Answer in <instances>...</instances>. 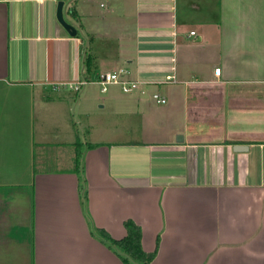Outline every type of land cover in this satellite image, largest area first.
I'll use <instances>...</instances> for the list:
<instances>
[{
    "label": "crops",
    "instance_id": "1",
    "mask_svg": "<svg viewBox=\"0 0 264 264\" xmlns=\"http://www.w3.org/2000/svg\"><path fill=\"white\" fill-rule=\"evenodd\" d=\"M58 1L0 0V264H123L127 218L152 264H264V0Z\"/></svg>",
    "mask_w": 264,
    "mask_h": 264
},
{
    "label": "trees",
    "instance_id": "2",
    "mask_svg": "<svg viewBox=\"0 0 264 264\" xmlns=\"http://www.w3.org/2000/svg\"><path fill=\"white\" fill-rule=\"evenodd\" d=\"M71 13L72 15L75 14L73 10H71ZM81 145V142L74 143V169L78 174V188L81 192L83 205H85L87 200V189L86 180L83 175V151ZM87 145L94 147L97 143L88 142ZM123 225L126 232L121 238H113L103 228H95V231L92 232L97 234L119 256L123 264H152L157 253L159 238L157 237L156 239L154 249L147 251L142 246V230L139 224L131 218H127L123 221Z\"/></svg>",
    "mask_w": 264,
    "mask_h": 264
},
{
    "label": "built area",
    "instance_id": "3",
    "mask_svg": "<svg viewBox=\"0 0 264 264\" xmlns=\"http://www.w3.org/2000/svg\"><path fill=\"white\" fill-rule=\"evenodd\" d=\"M191 34L194 32L191 31ZM220 67L214 68V73L219 74ZM129 70L124 68H119L112 71H106V72H100L98 74L97 79L94 81L98 83L101 87V90L104 91L106 89V86L111 83H117L120 85L121 89L125 93H131L135 90H140L141 92L145 91V88L143 87L144 82H141L137 79H129L128 77ZM171 75L166 76V80L171 79ZM91 82L90 80L79 77L76 80L72 81L71 83L64 84V86L69 87L73 89L74 91H78L83 87L86 83ZM55 87H58V85H55ZM151 97L157 102V103H164L166 102V98L158 92L151 93Z\"/></svg>",
    "mask_w": 264,
    "mask_h": 264
},
{
    "label": "rangeland",
    "instance_id": "4",
    "mask_svg": "<svg viewBox=\"0 0 264 264\" xmlns=\"http://www.w3.org/2000/svg\"><path fill=\"white\" fill-rule=\"evenodd\" d=\"M96 1H97V3L103 2V0H96ZM104 3H106L105 0H104ZM103 9H104V7L102 6L101 7V10H103ZM83 89H84L83 93L88 92L89 90H92L89 93H91V94L92 93H94V94L98 93L100 95H103V93L100 91V86L97 83H88V84H86L84 86ZM115 90L118 91V92H121L117 87H116ZM71 99H72V97H71ZM80 113L81 112H80V109L78 107H75L74 109L70 110L68 124H69V126H70L71 129L77 130L79 132V134L82 136V132L83 131H81V130H83V127L82 126L85 123V120H83L82 115ZM79 123H81V124H79ZM81 140L84 141L83 140V136H82Z\"/></svg>",
    "mask_w": 264,
    "mask_h": 264
},
{
    "label": "water",
    "instance_id": "5",
    "mask_svg": "<svg viewBox=\"0 0 264 264\" xmlns=\"http://www.w3.org/2000/svg\"><path fill=\"white\" fill-rule=\"evenodd\" d=\"M56 18L59 21V23L67 30V32H69V34H71V35L76 34L77 30H76L75 26H73V24H71L70 22L65 20V18L63 16V2L61 0H59L57 2ZM233 148L243 150V149H246V146L245 145H235Z\"/></svg>",
    "mask_w": 264,
    "mask_h": 264
}]
</instances>
